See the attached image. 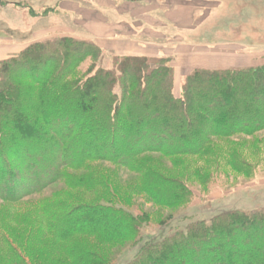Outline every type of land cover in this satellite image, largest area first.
I'll return each instance as SVG.
<instances>
[{
  "label": "trees",
  "instance_id": "1",
  "mask_svg": "<svg viewBox=\"0 0 264 264\" xmlns=\"http://www.w3.org/2000/svg\"><path fill=\"white\" fill-rule=\"evenodd\" d=\"M107 53L87 38L55 36L0 60V206L66 184L64 167L102 160L132 172L140 180L135 194L159 206L189 203L186 179L163 175L144 155H203L216 138L264 130V64L196 68L176 95L169 58L114 54L107 67ZM111 191L118 196L115 186ZM68 201L0 217V264H115L76 236L94 234L101 245L130 238L135 245L150 221L148 211L121 197L116 204ZM13 221L19 227L12 229ZM19 239L33 261L19 252ZM50 241L41 257L28 248ZM129 264H264V207L224 211L142 241Z\"/></svg>",
  "mask_w": 264,
  "mask_h": 264
},
{
  "label": "rangeland",
  "instance_id": "2",
  "mask_svg": "<svg viewBox=\"0 0 264 264\" xmlns=\"http://www.w3.org/2000/svg\"><path fill=\"white\" fill-rule=\"evenodd\" d=\"M115 1L121 3L118 9L130 12L132 17L130 13L121 15L110 9L115 4L114 0H0V29L14 34L20 40L32 37L34 32L49 25L59 23L62 26L53 28L51 33L40 39L72 36L92 40L84 24H91L95 18L99 19V12L112 22L126 20L127 24L123 22V26L128 32H133L131 28L137 29L141 21L144 24L142 28L150 27L149 20H145L148 12L154 17L150 18L152 22L157 18L165 21L163 17L168 9L167 4H172L166 0ZM99 2L103 4L102 9L98 8ZM178 6L181 9H176L177 12H172L171 15L180 21V25L168 20L163 30L160 28L165 38H153L155 42L164 44L160 46L162 49H166L171 38H175L174 44H190L199 49L227 48L249 54L255 57L254 62L264 64V0H181ZM138 14L141 16H137ZM113 56L112 52L106 54L108 62L104 66L112 65ZM217 57L223 55L218 54ZM167 58L171 64L174 55ZM87 65L88 63L82 65V68ZM181 89L182 86L174 87L176 95L180 94ZM144 156L148 158L147 163L163 175L185 178L193 192L191 201L174 207L159 206L145 193L135 194L140 180H134L132 172L102 160L77 169L64 167L63 173L69 174L66 184L63 181L53 184L41 193L27 196L17 203H1L0 217H11L13 211L15 214L18 212L16 215L24 214L33 204L58 202L63 199H69L68 203L73 204L72 206L92 199H112L113 204L119 202L120 197L135 201L137 206L148 211L150 215V221L142 226L144 235L137 244L132 245L129 238L127 242L116 243L117 245H101V240L94 234H78L75 238V242L85 246L91 254L97 252L102 257H111L115 259V264H129L136 256L142 241L160 239L180 232L197 220L211 222V219L224 211L235 209L250 212L264 207V130L251 135L241 133L216 138L209 151L203 155L168 156L161 152H151ZM237 163L242 166L241 170L234 166ZM90 181L94 186L89 184ZM68 184H74V187ZM114 186L118 196L111 197ZM17 222L10 223L12 229L18 226ZM24 246L25 242L18 243L19 252H23L27 262L33 261L32 255L27 253ZM50 247H53L51 241L49 247L37 242L31 243L28 248L41 257V253Z\"/></svg>",
  "mask_w": 264,
  "mask_h": 264
},
{
  "label": "crops",
  "instance_id": "3",
  "mask_svg": "<svg viewBox=\"0 0 264 264\" xmlns=\"http://www.w3.org/2000/svg\"><path fill=\"white\" fill-rule=\"evenodd\" d=\"M100 1V0H99ZM167 11L164 13V20L158 19L155 22H152L149 12L146 14L148 16L145 20H149V26L142 28L143 21L141 25L136 28H131L133 32H128L127 28L123 26V20L112 22L107 16L102 12H99V19L84 24L87 29L89 37L101 48L112 52L120 56H149V57H169L174 55V59L170 64L174 69V82L175 86L181 87V80L184 76L191 73L196 68H210V67H232V66H255L259 63L254 62L255 57L250 56L249 54L235 52L234 50H229L227 48L220 50L217 49H199L195 48L194 45L173 43L175 38H171L166 49H162L159 42H155L153 38L157 40L165 38V34L162 31L163 27L166 25V21L169 20L170 23H177L180 25V21L172 17L171 13L177 12L176 9H181V6H178L181 0H166ZM114 5L110 6V9L115 12L123 15H128V12H122L121 9H118L121 5L120 1H115ZM103 4L98 3V8L102 9ZM107 8V7H106ZM165 9V10H166ZM65 10V9H63ZM131 15V13H130ZM137 16H141L138 14ZM129 17V16H128ZM132 17V15H131ZM135 17V16H134ZM129 19H131L129 17ZM127 24V22H125ZM62 26L59 23H54L43 28L40 31L34 32L32 37L17 39L14 34H8L0 29V60L6 59L9 56L19 53L23 50L28 44L36 39H40L45 35L51 33L53 28H58ZM83 26V27H84ZM141 28V30H140ZM162 30H161V29ZM142 29L144 32H142ZM145 37L144 39L141 38ZM147 38V39H146ZM166 45V43H165ZM169 49V50H168ZM227 49V50H226ZM173 54V55H172ZM218 54H222L223 57H217ZM225 54V55H224ZM217 57V58H215ZM171 62V61H170ZM219 69V68H218Z\"/></svg>",
  "mask_w": 264,
  "mask_h": 264
}]
</instances>
